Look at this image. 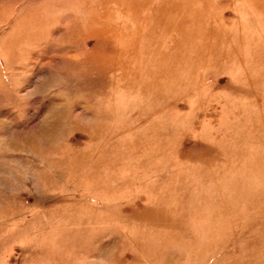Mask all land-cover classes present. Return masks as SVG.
Returning <instances> with one entry per match:
<instances>
[{
    "label": "rangeland",
    "instance_id": "1",
    "mask_svg": "<svg viewBox=\"0 0 264 264\" xmlns=\"http://www.w3.org/2000/svg\"><path fill=\"white\" fill-rule=\"evenodd\" d=\"M0 264H264V0H0Z\"/></svg>",
    "mask_w": 264,
    "mask_h": 264
}]
</instances>
